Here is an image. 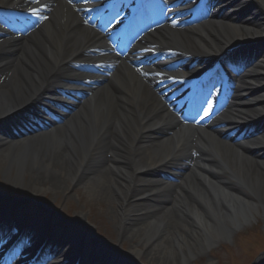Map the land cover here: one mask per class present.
I'll return each mask as SVG.
<instances>
[{
    "label": "bare ground",
    "instance_id": "1",
    "mask_svg": "<svg viewBox=\"0 0 264 264\" xmlns=\"http://www.w3.org/2000/svg\"><path fill=\"white\" fill-rule=\"evenodd\" d=\"M232 1L235 7L253 6L263 15L262 21L241 25L211 20L195 26L193 35L165 28L163 41L181 44L186 51H203L205 55L239 44H256L264 38V0ZM71 15L72 11L68 17ZM70 37L77 43L74 34ZM19 48L7 65L11 73L1 67L5 77L0 83V121L19 111L32 73L43 75L50 67L42 65L41 47L33 48L24 41ZM79 48L75 46L76 54ZM69 50L72 49L64 45L55 49L49 59L51 67L56 58L74 53ZM66 58L70 60L71 56ZM132 73L122 68L115 80L117 88L113 87V78L52 131L17 140L0 136V168L7 178L18 183L28 175L31 187L39 190L49 185L60 195L81 183L92 201L110 204L107 215L124 230L125 239L135 242L126 252L129 260L122 259L96 237L95 226L87 220L86 213L75 215L71 225L51 209L38 208L35 202L14 209L0 198L2 209H14L11 215L30 231L55 224L61 243L72 239L65 246L67 250L59 244L57 258L66 264H74L79 257V264H90L92 260V264H145L142 260L146 264H188L190 258L212 245L229 240L243 223L255 219L259 208H264V159L249 154L251 149L264 150V133L236 144L210 130L180 125L167 141L142 146L153 130L174 126L175 122L166 106ZM240 82L241 89L250 96L221 115L225 128H244L241 122L251 124L264 116V52ZM186 152L198 154L190 171L180 182L162 188L175 189L171 208L161 211L145 206L152 193L160 194L159 189L149 190V185L160 181L144 175L164 160L168 163L169 157L172 161ZM22 205L35 207L28 211ZM40 210L45 212V222L36 214ZM76 223L75 235L66 231ZM76 243H86L90 251ZM173 256L176 259L170 262ZM256 264H264V256Z\"/></svg>",
    "mask_w": 264,
    "mask_h": 264
},
{
    "label": "rangeland",
    "instance_id": "2",
    "mask_svg": "<svg viewBox=\"0 0 264 264\" xmlns=\"http://www.w3.org/2000/svg\"><path fill=\"white\" fill-rule=\"evenodd\" d=\"M256 14L257 13L254 15ZM249 18L253 19L251 15ZM261 45H264V42H260V46ZM0 76H2L1 78L3 80L5 72H0ZM37 134L40 133H32L29 136L33 137ZM2 139L9 140L4 136ZM64 150L65 149L62 148L61 152L64 153ZM173 163L174 162L171 164ZM35 174L40 176L38 173ZM14 175V173H11L10 176L13 177ZM5 176L6 174L0 168V192H8L16 196L18 201H22L20 204L27 203V201L35 202L34 200H38V202L47 205L44 206L45 208L53 207L56 211L63 214L65 216L62 217L63 220L66 219L65 221L70 222V224L74 220L75 215L80 212L86 213L87 220L90 224L95 226L98 236L115 243L120 248L122 247V250L126 249L127 252L130 247L135 244L132 239L124 238V230L119 229L117 221H112L107 215L106 210L110 204L92 201L83 184L78 183L71 188L66 195H60L57 191L51 189L49 185L45 188L41 187L39 190L31 187L30 181L32 182V180L28 175L22 176L18 183L13 179L7 178L8 176ZM163 187V184L158 187L155 184L149 185V190L159 189L160 194L153 197L154 193H152L151 200L147 201L144 205L157 210L161 208H171V200H173L175 193L173 194L172 188L162 191ZM34 207L35 205H22V208L28 211H33L30 209ZM165 209H161V211ZM34 212L36 213V211ZM36 214L41 216L40 219L42 222L45 221L44 211L40 210V212ZM254 216L255 219H248L247 222L243 223L242 227L235 231L229 240L220 241V243L212 245L209 249L202 251L201 254L190 258L188 264H252L258 261L260 253L264 250V208H259V213H254ZM76 225L78 224L76 223L75 226L73 225L65 229L66 231L70 230V233L75 235L77 231ZM175 256L171 257L169 261L175 260ZM142 262L146 264V261L142 260Z\"/></svg>",
    "mask_w": 264,
    "mask_h": 264
},
{
    "label": "snow or ice",
    "instance_id": "3",
    "mask_svg": "<svg viewBox=\"0 0 264 264\" xmlns=\"http://www.w3.org/2000/svg\"><path fill=\"white\" fill-rule=\"evenodd\" d=\"M34 11V14H35V10H33Z\"/></svg>",
    "mask_w": 264,
    "mask_h": 264
}]
</instances>
